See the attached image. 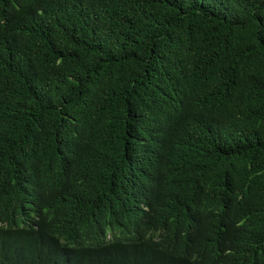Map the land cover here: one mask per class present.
I'll list each match as a JSON object with an SVG mask.
<instances>
[{
  "label": "trees",
  "instance_id": "1",
  "mask_svg": "<svg viewBox=\"0 0 264 264\" xmlns=\"http://www.w3.org/2000/svg\"><path fill=\"white\" fill-rule=\"evenodd\" d=\"M0 264H264V0H0Z\"/></svg>",
  "mask_w": 264,
  "mask_h": 264
}]
</instances>
